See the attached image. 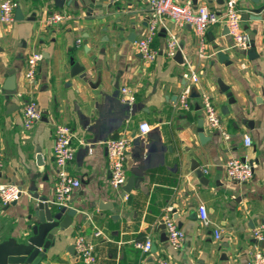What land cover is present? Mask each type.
Returning <instances> with one entry per match:
<instances>
[{"label": "crops", "instance_id": "1", "mask_svg": "<svg viewBox=\"0 0 264 264\" xmlns=\"http://www.w3.org/2000/svg\"><path fill=\"white\" fill-rule=\"evenodd\" d=\"M68 1L61 7L54 0H16L24 18L0 22V134L5 153L0 182L22 189L15 204L4 205L0 199V242L18 244L31 232L36 218L30 206L36 191L52 202L54 128L63 123L77 134L76 157L68 167L82 186L68 204L78 213L70 228L57 232L39 264H85L75 249L78 233L95 244L93 264H157L160 258L173 264H248L254 250L264 251V239L253 235L264 224V10L252 11L264 5V0L239 1L242 27L251 38L248 50L234 46L226 25L216 23L206 30L202 54L192 26H177L164 17L154 40L159 54L152 62L136 46L151 18L149 0H133L132 5L130 0H97L109 6L95 8L93 18L87 14L90 0ZM192 1L196 8L206 5L218 11L224 10L226 2ZM53 11L73 17L48 26L44 20ZM133 11L137 15L127 17ZM104 13L111 15L96 18ZM128 19L138 24L126 27L119 36L114 24ZM171 33L178 36L182 58L167 56ZM32 50L41 51L44 59L36 83L29 84L25 69ZM218 51L226 53L228 60L221 61ZM75 62L83 72L73 76ZM12 70L17 76L16 93L7 98L4 85ZM187 71L199 75V82L186 78ZM125 86L135 92L133 104L122 100ZM185 86L192 89L191 110L179 106ZM20 93L34 94L43 112L29 130L23 126ZM204 93L211 96L229 139L207 123L200 105ZM144 121L153 129L135 139L128 153L127 182L134 176L135 185L124 195L123 187L117 189L110 183L104 142L134 135ZM246 135L252 138V146L244 143ZM230 158L253 161L254 177L246 183L230 181L225 170ZM201 169L204 179L197 175ZM202 203L207 206L208 223L199 217ZM169 207L185 231L180 249L170 245L163 227L162 217ZM218 229L222 239L215 236ZM97 230L103 234L95 236ZM148 237L153 245L144 252L135 242Z\"/></svg>", "mask_w": 264, "mask_h": 264}, {"label": "built area", "instance_id": "2", "mask_svg": "<svg viewBox=\"0 0 264 264\" xmlns=\"http://www.w3.org/2000/svg\"><path fill=\"white\" fill-rule=\"evenodd\" d=\"M240 0H226L225 8L222 11L210 9L206 5L196 6L192 0L180 2L178 0H149L151 6V18L142 38L136 43L137 51L148 62L154 61L158 57V52L154 48V40L160 31L161 20L164 17L170 18L177 26L188 24L193 27L195 34L199 40L198 50L204 53L206 46V30L209 26L216 23H224L228 32L233 38L234 46L240 50L246 51L251 46V38L248 32L242 27V14L239 8ZM16 0H0V22L2 24H10L14 21L15 9L17 7ZM71 13H63L60 11L50 12L45 17L46 25H55L63 23L71 19ZM81 40H79L80 42ZM178 49V36L171 33L166 41V53L169 58L175 57ZM44 59L41 51L32 50L26 58L25 75L29 84L36 83L37 72L40 62ZM184 76L194 83L199 82V75L194 72L187 71ZM122 100L128 104H133L136 100L135 92L129 87L125 86L121 89ZM192 89L190 86H185L181 92L179 106L185 110L192 109L191 101ZM24 103L22 107L23 112V126L26 130L31 129L35 123L40 121L43 117L40 104L34 94H22ZM201 107L205 111V118L209 126L219 129L224 139H229L230 134L224 130L221 124V116L219 111L214 106L210 95L204 93L201 97ZM138 131L134 135H126L121 137H112L104 142L107 148V158L110 170V183L115 188H122L127 182V158L128 153L133 147L132 144L137 138H143L153 127L147 122H141L138 125ZM55 135L53 144V154L56 167V181L54 183V197L53 204L59 206L69 205L72 195L82 185L79 177L69 172V165L76 157L77 148L74 145V139L77 134L75 129L63 123L55 125ZM80 144L86 145L84 140L79 141ZM246 146H252V138L249 135L244 137ZM5 166V153L2 146L0 134V175L3 174ZM226 175L230 181L235 184L249 182L255 174L256 165L253 161L246 158H230L225 165ZM207 172V169H204ZM22 189L18 184L11 182H0V199L4 205H9L16 202L21 196ZM172 207L167 208L165 215L162 217L169 239L170 245L174 249L183 247L186 237L185 231L181 229L177 220L172 215ZM199 217L202 221L208 223V210L206 204L202 203L199 208ZM95 236L103 234L101 230H97ZM253 235L257 240L264 239V224L259 225L253 230ZM217 239H222L221 230L215 231ZM136 246L144 252L151 250L153 239L148 237L147 241L135 242ZM75 249L78 257L84 261L85 264H93L97 258L95 256V244L89 240L84 234L78 233L75 236ZM252 258L248 264H264V251L256 249L252 252ZM157 264H173L170 259L160 258Z\"/></svg>", "mask_w": 264, "mask_h": 264}, {"label": "water", "instance_id": "3", "mask_svg": "<svg viewBox=\"0 0 264 264\" xmlns=\"http://www.w3.org/2000/svg\"><path fill=\"white\" fill-rule=\"evenodd\" d=\"M58 6H64L67 0H54ZM85 2V0H83ZM143 0H137L138 3H141ZM260 0H253V2L258 3ZM71 3V0L68 1ZM130 5L133 4V0H130ZM109 6L108 3H99L97 0H90L87 4V14L90 18H93L92 12L95 8H104ZM119 11L122 10L121 6L117 8ZM264 10V5L261 7L255 8L252 11L255 14H260ZM138 12L133 11L127 13V17L131 18L132 16L137 15ZM111 15L110 13H104L99 16H96L97 19H105ZM24 18L21 7H17L15 10V19L22 20ZM124 22V25L120 26ZM138 23L136 20L122 21L118 20L114 24V30L118 32L119 36L126 27H134ZM147 24V22L145 23ZM190 26V25H189ZM253 48L249 50L248 54L251 56L255 51ZM176 58H182L181 51H177ZM219 59L223 62L228 60V55L223 51H218ZM80 72H83V67L75 62L73 64L71 74L73 76L78 75ZM82 78L86 79V74L82 73ZM16 79L15 70L9 72V78L7 79L4 90L7 98H10L16 93ZM199 95L193 94L192 97H199ZM198 177L204 179L203 170L197 171ZM134 176H131L127 182V185L123 187L124 195H126L134 187ZM35 191V188L32 190ZM33 204L30 206V211L32 215L36 218L34 224L31 227V232L24 237L18 244L12 241L0 242V264H39L42 258L46 255L47 250L51 247L55 235L59 231H64L70 228L73 225V217L77 215L78 210L70 205L59 206L53 204V202H48L38 191H36L33 196ZM12 204H15L13 202ZM163 227L165 225L163 223Z\"/></svg>", "mask_w": 264, "mask_h": 264}]
</instances>
